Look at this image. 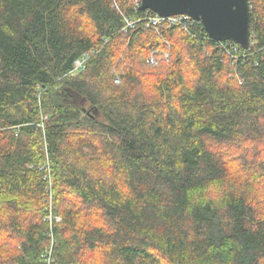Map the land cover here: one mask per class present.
Listing matches in <instances>:
<instances>
[{
	"label": "trees",
	"instance_id": "16d2710c",
	"mask_svg": "<svg viewBox=\"0 0 264 264\" xmlns=\"http://www.w3.org/2000/svg\"><path fill=\"white\" fill-rule=\"evenodd\" d=\"M249 2L255 37L233 58L132 0H0V264H264V0Z\"/></svg>",
	"mask_w": 264,
	"mask_h": 264
},
{
	"label": "water",
	"instance_id": "95a60500",
	"mask_svg": "<svg viewBox=\"0 0 264 264\" xmlns=\"http://www.w3.org/2000/svg\"><path fill=\"white\" fill-rule=\"evenodd\" d=\"M139 8L161 16L190 15L201 21L211 39L250 46L249 0H142Z\"/></svg>",
	"mask_w": 264,
	"mask_h": 264
},
{
	"label": "built area",
	"instance_id": "2783aa9c",
	"mask_svg": "<svg viewBox=\"0 0 264 264\" xmlns=\"http://www.w3.org/2000/svg\"><path fill=\"white\" fill-rule=\"evenodd\" d=\"M121 1L122 0H114V5L116 6V8H120ZM141 1L142 0H132V2L136 6H140ZM148 11H149L148 13H150V14L147 17V26H149V27L152 26L155 29H158V27H160L163 23H166L170 26H178V27L183 28L184 30H189L191 28V26L195 24V22L202 24L201 21L195 20L194 18H192L190 15H187V14H178V15H172V16H161L155 12H154V14H151V12H153V11H150V10H148ZM132 25H133V22L129 21L128 26H132ZM254 37L255 36L251 32L250 46L252 45ZM218 42L224 43L226 41H218ZM229 42H230V47H228L229 49L227 51L231 55V57H233V58L239 56L237 54L240 50L242 51V53H245V51H247L250 48V46L248 48H243L242 46H240L239 44H237L233 41H229ZM86 55H88V54H86ZM87 57L88 56H83V57L79 58L78 60H76L74 71H81L84 69L85 61H86Z\"/></svg>",
	"mask_w": 264,
	"mask_h": 264
},
{
	"label": "rangeland",
	"instance_id": "374dc122",
	"mask_svg": "<svg viewBox=\"0 0 264 264\" xmlns=\"http://www.w3.org/2000/svg\"><path fill=\"white\" fill-rule=\"evenodd\" d=\"M171 46H170V44H168V48L167 49H162V50H153L151 53H150V55H149V57L147 58V60H146V66L150 69V71H152V72H154L156 69H158V68H160V67H162V62H161V60H164V61H166L167 62V65L171 62V57L172 56H170L171 55ZM122 57V56H121ZM119 59H120V56H118L116 59H115V61H114V65L115 66H118L119 64H118V62H119ZM123 68H125V64H122L121 65V69H123ZM115 69V68H114ZM165 71V70H164ZM146 72L148 73V71L146 70ZM117 73V72H116ZM75 75L76 74H78L77 72H75L74 73ZM117 74H119V73H117ZM149 75H152V74H150V73H148ZM116 82L117 83H120L121 81H120V78L118 77V76H116ZM102 116V114L101 113H99V116ZM224 147H226V148H233V145H225ZM235 150L238 152V148H235ZM250 152L251 153H258V148H250ZM238 161H236V162H233V166L235 167V168H238L239 166H237L238 165ZM233 172H235V170H233ZM48 173H49V176H50V179H51V171H50V168H49V171H48ZM260 181H261V184H260V187H259V195H260V200H261V203H262V205L264 206V176H261L260 177V179H259ZM258 180V181H259ZM52 180H50V182H51ZM255 182H257V181H255ZM256 186H259L258 185V183H257V185ZM51 197H52V194L50 195ZM52 200H51V202L53 203V198H51ZM49 218L51 219L52 218V215H50L49 216ZM46 220V219H45ZM0 240H1V235H0ZM1 242H2V240H1Z\"/></svg>",
	"mask_w": 264,
	"mask_h": 264
}]
</instances>
